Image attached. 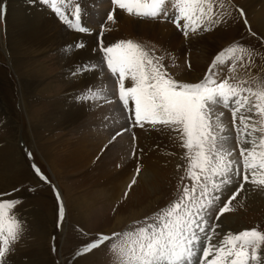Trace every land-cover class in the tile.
Instances as JSON below:
<instances>
[{
    "label": "rangeland",
    "instance_id": "374dc122",
    "mask_svg": "<svg viewBox=\"0 0 264 264\" xmlns=\"http://www.w3.org/2000/svg\"><path fill=\"white\" fill-rule=\"evenodd\" d=\"M36 1L48 7L49 13L55 14L50 4H45L43 0ZM2 3L6 8L2 18L3 28L6 31L8 29L7 0H3ZM76 4L77 0H70L68 5L63 6L69 19L74 20L71 10ZM79 7L81 9L79 23L98 33L96 46L102 57L103 69L106 75L112 77L113 80L112 82L107 81L108 85L103 83V86H99L96 81L83 89L81 94L85 96L90 89L95 91L102 88L112 102H106L104 99L89 101L92 105L90 110L93 109V112L87 115V118L78 121V125L75 123L71 125L73 127L48 129L43 122L38 123L36 120L27 119L23 112L20 99L21 82L12 67L31 66L34 68L46 62L49 70L44 78L36 77L35 74L26 75V71L18 70L20 72L18 74L26 77V80L31 79L32 83H41L37 96L34 98L32 94V100H28V105L33 107V112L50 111L53 103L63 99L59 94L64 91L62 75L65 74V70L61 69L63 64L58 61V54L49 50L37 64L30 57V59L23 56L16 58L14 55L11 59L0 52V140H3L0 143V149H4L3 158L5 160L0 167V174L6 172L5 182L0 176V194H4L0 196V201H18L11 211L24 222L23 235L16 244L18 246L22 243L21 245L26 246V256L22 261L24 264H113V254L109 250L110 242H105L91 251H86V246L97 241L101 234L111 236L113 233H121L133 227L143 226L146 218L152 217L176 201L181 195L180 189H183L185 185L191 189L193 185V181L189 179L186 172L189 163L185 158L187 149L181 146L182 140L177 138L179 134L167 129L169 133L165 131L162 134L167 133L166 140L161 139L160 146H154L156 152H160V148L162 152L157 156V162L160 161L157 175L152 177L150 184L148 182L146 185L140 179L135 187L138 183L137 176L135 180L133 179L134 183L129 182L124 189L117 190L115 197L111 199L101 190L97 181L101 176L112 174V171L118 168L123 141L132 139L135 143L139 136L136 129L141 134L140 137L146 131V123L139 129L140 126L135 124L134 118H129L134 117V112L131 111L134 109V101H129L128 110H122L117 77L113 76L107 67L106 54L103 52V48L107 47L106 43L113 39L115 44L132 41L140 45L154 59V62L158 61L163 65L162 70L166 71L172 79L190 84L204 80L210 65L219 54H222V59L228 60L232 54L227 50L235 45H242L248 51L241 53L237 50L236 56L243 55V60L236 61V73L229 70L233 61L228 60L218 82L232 75H236L237 79L245 76L246 70L241 67V64H248V61H251V64L247 72L258 73L259 77L264 79V27L261 28V25L254 22L259 18L264 21V0H213L214 23L209 25L205 21L197 32L193 33L189 30L187 36L182 30L186 23L185 20H180V28L176 23L171 22L172 18L178 15L172 0L165 5L168 10V19L139 18L119 9L111 0L102 1L92 10L80 5ZM110 14L114 19L108 18ZM57 16L61 25L68 27L70 31H75L65 24L58 14ZM161 16L163 17V13ZM208 27L210 30H203ZM7 46L10 47V42L6 39ZM197 65L207 66L204 76L200 77L199 72H195L194 76H188L193 71L191 67ZM195 76L198 78L193 80ZM102 78L103 76H98L99 80ZM235 82V80L230 81V83ZM124 84L125 87L135 86V82L130 77L124 79ZM244 86L255 87V82L249 79V83ZM46 88L48 91L45 90ZM216 111L223 113L220 123L226 131L222 134H230L233 137L232 144L235 151L230 159H237L243 172L240 147L249 148L250 145L237 141V128H242L240 113H237V118L233 122L230 108L219 107ZM60 122L61 119L57 118L54 125ZM51 125L53 128L52 123ZM213 125L215 128V117H213ZM156 127L162 126L157 125ZM33 128H38L37 131L43 139L41 141L43 144L61 140L53 146L56 149L52 151L53 158L49 157L46 160L42 155L45 149L42 153H38L33 148L34 142H37L36 138L32 137ZM17 133L21 140H16ZM79 136H84L83 144L77 142ZM239 139H244L242 134ZM61 142H64V145H59ZM70 143L71 145L77 144L74 149L79 148L83 151L79 155V160L73 163L67 158L66 153ZM33 165L46 179H41L37 175ZM19 166L23 169L21 175L16 171ZM102 167L105 168V173L100 175ZM135 173L137 174V170L134 171ZM240 182H243L242 175ZM234 185L232 187L235 189L231 187L228 191L224 190L220 201L216 202L209 226L212 222L215 224L214 219L219 209L239 188V183H234ZM143 188L146 189L147 195L151 196L148 202L155 201L157 204L155 203L156 205L151 210H143L144 213L140 218L128 220L126 217L121 222L119 215H128L129 209L134 206L132 202L129 206H125L124 200L129 201L128 199L131 198L137 201L143 198ZM198 194L199 187L197 186ZM141 203L143 204L139 202L140 205ZM135 207L134 209H141L139 205ZM229 207L230 211L225 212L217 220L216 229L242 231L256 229L264 232V189L257 188L251 183H244L243 190L239 191ZM115 215L117 216L114 219ZM147 222L152 223L151 220ZM115 225L117 226L114 227ZM108 229H111L110 234L105 232ZM39 236L44 237L43 243L40 242ZM40 243L43 248H40ZM36 250H41L40 254L38 252L37 255Z\"/></svg>",
    "mask_w": 264,
    "mask_h": 264
},
{
    "label": "snow or ice",
    "instance_id": "6c2138e0",
    "mask_svg": "<svg viewBox=\"0 0 264 264\" xmlns=\"http://www.w3.org/2000/svg\"><path fill=\"white\" fill-rule=\"evenodd\" d=\"M43 2L50 4L70 28L82 33L89 31L79 23L81 9L78 3L71 10L73 20L69 19L63 8L70 0ZM111 2L139 18L168 19L165 5L169 0ZM172 2L178 15L171 22L180 28V20H185L182 29L185 36L189 34V30L197 32L205 21L209 25L214 23L213 0ZM4 13V5L0 2V19ZM108 18L114 19L112 14ZM203 30L208 31L210 27ZM76 47L83 45L78 44ZM237 50L241 53L248 51L242 45H235L227 50L232 54L228 60L233 61L229 69L233 73L237 71L236 61L243 60V55L236 56ZM103 52L106 54L107 67L117 77L122 110H128L129 101H134V109L131 110L134 117L129 118H134L135 124L140 127L148 123L153 127L162 126L161 130L167 128L179 134L177 138L182 140L181 146L187 149L185 158L189 163L186 172L193 185L191 189L187 185L180 189L181 195L177 200L152 217L146 218L143 226L113 233L111 236L101 234L85 250L91 251L105 242H110L113 264H264V232L252 229L237 234L228 233L214 244L212 234L215 233L217 225L209 226L215 204L220 201L227 186L239 183V188L219 209L215 219L230 211L229 205L239 191L243 190L244 183L264 189V79L258 73L247 72L251 61L241 64L246 70L245 76L237 79L236 75H232L218 82V78L223 75L224 66L228 63L219 54L210 65L204 80L190 84L172 79L162 70L163 65L158 61L154 62L140 45L132 41L108 46L103 48ZM127 77L135 82V86L125 87L124 79ZM249 79L255 82V87L244 86L249 83ZM231 80L236 82L230 83ZM83 99L92 102L104 99L112 102L102 88L88 90ZM219 107L230 108L233 122L237 113H240L242 128H237V141L250 145L249 148L240 147L243 172L240 163L230 159L235 151L233 137L222 134L226 130L220 123L223 113L216 111ZM241 134L243 140L239 139ZM35 171L41 179H46L38 168ZM241 175L243 182H240ZM17 202L0 201V264H9L6 254L14 251L12 246L24 232V222L11 211Z\"/></svg>",
    "mask_w": 264,
    "mask_h": 264
},
{
    "label": "bare ground",
    "instance_id": "6f19581e",
    "mask_svg": "<svg viewBox=\"0 0 264 264\" xmlns=\"http://www.w3.org/2000/svg\"><path fill=\"white\" fill-rule=\"evenodd\" d=\"M2 1L3 0H0V2ZM102 1L105 0H77V3L83 8L92 10L93 7H95L99 3H102ZM47 9L48 7L42 5L36 0H7L6 17L8 29H6V31L4 30V20L0 19V52L11 59L14 55H16L14 56L16 58H18L17 56H23L24 58L30 57L37 64L40 63V60L49 50L59 55L58 61L63 64L61 69L65 70V74L62 75V83H64L62 86H64V91H62V93L60 92L59 94V96L63 99L53 103L51 105L52 108L50 111L45 110L38 113L33 112V107L30 106V104L28 105V100H32V94L34 95V98L37 96L38 90L41 87V83H32L31 79H27V81L26 77H22L18 74L21 71H26V75L35 74L34 76L36 77L44 78L48 74L49 70L48 67H46V62H42L34 68H31L30 65V67H12L13 71L21 82L20 99L25 116L27 117V119L30 118L31 121L36 120L38 123L43 122L46 124L48 129L54 130V128L64 129L69 126L73 127L71 125H74L75 123H77L78 125V121H80L82 118H87V115H91V113L93 112V109L90 110L92 105L89 103V101H85L83 99L84 96L81 94L83 89L86 86H89V84L95 83L96 81L98 82L99 86H103V83L107 84V81L112 82L113 79L112 77L106 75L107 73H105L103 69L102 57L98 51V47L96 46V41L98 40L96 38H98V33L92 31L93 29H90L86 26L84 27L89 29V31L86 33H82L76 30L70 31L68 27L67 29L66 26L61 25L60 21L58 20L56 11L55 15L53 13H49ZM254 22H256L255 24L261 25V28L264 27V21L262 19L259 18ZM4 31L6 32V34ZM6 39L8 40V42H10V47H6ZM78 44H82L83 47H76V45ZM114 45V39L111 42L105 44V46L107 47ZM191 68H193V71L188 76H194L195 72H199V76L201 77L204 76L207 70V66L203 65H197L196 67ZM18 70L20 72H18ZM98 76H103V78L99 80ZM195 78H198V76L193 77V80ZM45 90L48 91L47 88ZM34 98L33 100H35ZM112 115H114V113ZM57 118L61 119V122L57 123L55 126L54 123ZM36 121H34V123ZM51 123L54 126L53 128ZM161 128L162 127H153L152 125L146 123V131L143 136L140 137L141 134H139L138 130L136 129V132L139 136H137L136 134L138 140L136 139L135 143L132 139L129 141H123L121 159L118 162V168H115V170L112 171V174L110 173L104 177L101 176L100 180L97 181L101 190L104 191L110 199L115 197V192L117 190L122 188L124 189V187L127 184L129 185V182H132L133 179L135 180L137 176L138 183L135 185V187H137V185L139 184L140 179H142L145 184L148 182L150 184L152 181V177L157 175V168L159 166L158 164L160 163V161L157 162V156L162 151L159 147L160 152H156L154 150V146H160L159 141H161V139L164 140L167 135V133L166 135H162L163 132L167 130V128L163 129V131L161 130ZM37 129L38 128H33L32 137L36 138L37 140V142H34L33 148L36 149L38 153H42V150L45 149L42 155L46 160H48L49 157L53 158L54 154L52 153V151L56 150L53 146L55 144H58V142H60L61 140L55 142L53 141V143L43 144L41 142L43 141V139L41 138V136H39L40 133L37 131ZM139 129H141V127ZM16 135V140H21L18 133ZM77 140L79 144H83L85 138L84 136H79ZM2 141L3 140L1 139L0 143H2ZM63 143L64 142H61V144L59 143V145H64ZM75 145L77 144L71 145L70 143L68 145V148L66 149L67 158L69 160H72V163L79 160V155L83 152L82 150H79V148L74 149ZM5 151H7V149H5ZM60 153L62 155L64 154L63 151H61ZM3 154L4 149H0V167L3 164V161H5L3 158ZM20 166L17 167L16 170L19 175H21V171H23ZM137 168H139V172L137 174H134V171L137 170ZM103 173H105L104 167L101 168L100 175H103ZM0 176L3 177V181L5 182L4 179H6V172L1 173ZM232 186H235L234 183L230 186H227L225 190L228 191ZM146 189L143 188V198L138 199L137 201H133L131 200V198L128 199L129 201L124 200L123 203L125 204V206H129L131 202L134 204V206L132 207V209H129L128 215H119L121 216V222L125 220L126 217L128 218V220H136L140 218L141 214L144 213L143 210H151L157 204L155 201L148 202L151 196L147 195ZM139 202H143V204L141 203L142 205H140ZM65 203L67 205L66 197ZM136 205L141 206V209H134L136 208ZM142 207L144 208L142 209ZM116 216L117 215H115L114 219L116 218ZM117 225H115L114 227H116ZM228 230H231L232 232ZM105 232L106 234H110L111 229H108V231ZM239 232H242V230L217 229L215 231L216 234H212V243H218L228 233L237 234ZM39 238L41 240L40 242L43 243L44 237L41 238L39 236ZM16 244L12 246L15 249L14 253L12 254V252H10L6 254V258L9 261V264H24L22 261L26 256V246L24 247L23 245H21L22 243L18 246ZM39 246L40 248H43L41 243ZM262 251H264V247H262ZM38 252L40 254L41 250H36L37 255Z\"/></svg>",
    "mask_w": 264,
    "mask_h": 264
}]
</instances>
